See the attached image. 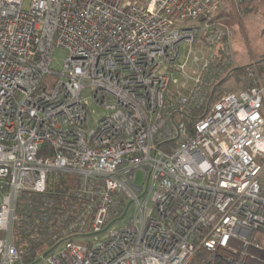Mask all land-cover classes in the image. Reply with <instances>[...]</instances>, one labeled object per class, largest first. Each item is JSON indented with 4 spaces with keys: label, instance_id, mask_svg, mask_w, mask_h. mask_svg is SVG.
I'll return each instance as SVG.
<instances>
[{
    "label": "built area",
    "instance_id": "built-area-1",
    "mask_svg": "<svg viewBox=\"0 0 264 264\" xmlns=\"http://www.w3.org/2000/svg\"><path fill=\"white\" fill-rule=\"evenodd\" d=\"M23 3L0 0V264L23 235L30 264H264V79L207 107L236 66L218 0Z\"/></svg>",
    "mask_w": 264,
    "mask_h": 264
},
{
    "label": "rangeland",
    "instance_id": "rangeland-1",
    "mask_svg": "<svg viewBox=\"0 0 264 264\" xmlns=\"http://www.w3.org/2000/svg\"><path fill=\"white\" fill-rule=\"evenodd\" d=\"M29 0H24L23 6L25 8L28 7ZM262 11L264 13V6L262 7ZM259 14V13H258ZM256 14L254 20L252 21H244L242 29H238L233 31V36L230 38L229 42V51L231 57L233 59V63L236 66H245L252 65V57L255 61L264 59V15ZM228 26V25H227ZM229 27V26H228ZM67 51L62 47H54L52 52L51 59V69L53 71H60L62 68L63 59L66 57ZM56 79L55 75H47L44 80L48 84V89L54 83ZM233 83L229 80L225 83L224 86L227 88L233 89ZM93 110V114L89 119V123L91 124L94 118H99L102 115L101 109L91 106ZM264 114V108L262 110ZM264 129V125H263ZM264 133V130H263ZM261 163L264 161L260 160ZM143 172L138 170L135 174V184L140 185L142 182ZM134 212V207L124 215L119 214L117 217H121L122 219H118L113 223V227H119L124 225L128 219L132 216Z\"/></svg>",
    "mask_w": 264,
    "mask_h": 264
},
{
    "label": "trees",
    "instance_id": "trees-1",
    "mask_svg": "<svg viewBox=\"0 0 264 264\" xmlns=\"http://www.w3.org/2000/svg\"><path fill=\"white\" fill-rule=\"evenodd\" d=\"M260 64V61L258 62V65ZM252 65H245V66H231L230 70L226 74L224 78L219 80L216 85L214 86L210 99L208 101L207 107L210 106L211 103H214L217 101L222 95L237 91L239 89H243L245 87L246 81L248 80V77L246 76L247 70ZM229 80L231 81L233 89L227 88L225 83ZM203 106V108H205ZM204 113V109L202 110H194L190 113H186L185 120L186 123L189 125L188 117L191 116H202ZM71 180H73L72 177L59 173L54 172L47 176V182H46V193L50 196H62L66 197L68 194L71 193L72 187L74 189L77 188L78 185H74L70 187ZM69 199V198H68ZM68 201V200H66ZM18 236V235H17ZM24 235L22 237H17V245L20 249V260L19 264H30L34 260L35 256L40 253L43 248L45 247V244L42 242H33V243H27L24 244L22 241H24Z\"/></svg>",
    "mask_w": 264,
    "mask_h": 264
},
{
    "label": "crops",
    "instance_id": "crops-1",
    "mask_svg": "<svg viewBox=\"0 0 264 264\" xmlns=\"http://www.w3.org/2000/svg\"><path fill=\"white\" fill-rule=\"evenodd\" d=\"M263 6L264 0H218L217 16L229 26L233 36V31L242 29L244 21L254 20L258 13L264 15ZM251 64L257 68L260 78L264 79V59L255 61L252 57Z\"/></svg>",
    "mask_w": 264,
    "mask_h": 264
}]
</instances>
